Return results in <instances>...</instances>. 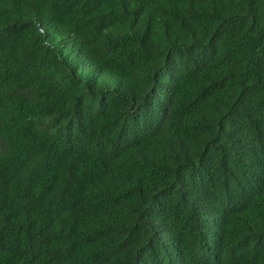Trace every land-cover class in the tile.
I'll use <instances>...</instances> for the list:
<instances>
[{"label":"trees","instance_id":"trees-1","mask_svg":"<svg viewBox=\"0 0 264 264\" xmlns=\"http://www.w3.org/2000/svg\"><path fill=\"white\" fill-rule=\"evenodd\" d=\"M0 264H264V0H0Z\"/></svg>","mask_w":264,"mask_h":264}]
</instances>
